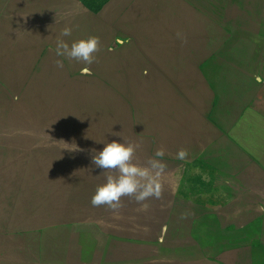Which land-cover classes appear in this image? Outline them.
I'll use <instances>...</instances> for the list:
<instances>
[{
	"label": "rangeland",
	"instance_id": "374dc122",
	"mask_svg": "<svg viewBox=\"0 0 264 264\" xmlns=\"http://www.w3.org/2000/svg\"><path fill=\"white\" fill-rule=\"evenodd\" d=\"M256 1L0 0V264H264V215H247L248 201L233 217L243 227L222 230L183 204L224 207L236 186L264 198L256 167L264 134L246 137L244 120L236 127L248 159L208 147L175 193L183 201L165 190L164 172L162 197L146 208L129 197L118 211L91 204L105 182L93 150L138 143L135 162L165 163L171 148L191 155L208 142L198 132L212 115L231 121L225 105L244 103L249 74L264 61ZM66 26L69 45L100 38L92 75L56 56ZM160 147L165 155L155 157ZM170 168L173 189L181 168Z\"/></svg>",
	"mask_w": 264,
	"mask_h": 264
},
{
	"label": "crops",
	"instance_id": "0c3cea01",
	"mask_svg": "<svg viewBox=\"0 0 264 264\" xmlns=\"http://www.w3.org/2000/svg\"><path fill=\"white\" fill-rule=\"evenodd\" d=\"M256 2L259 3L256 4L252 3V6L255 5L264 8V0H257ZM262 53H264V47H262ZM260 68H261L260 71L258 69L256 75L258 74L262 79H264V61H262ZM256 75L253 74V72L249 74V78H248L249 84H247L248 89L244 99V103L242 102V100H240L239 103L230 102L229 104L225 105V109L233 113V116L231 117V121L223 120L218 116L212 115L213 118L209 119L211 120L209 121V124L207 123L206 127L203 126L202 128L199 129L200 131L198 132V134H201L202 142L207 140L208 142L207 143L204 142L205 144L203 143L204 145L202 144L201 148L198 151H196V153L188 155V157L184 160H180L177 159L178 151L176 149L171 148L168 150V152L170 151H174V152L173 154L167 153L165 155V164L167 165L165 169V177H166L165 190L167 191V193L168 191L171 190L170 193L172 192L173 194L172 197L175 200L179 199L183 201L182 199L178 198V196H176L175 193L179 189H181L182 185H184V181H185L184 178L186 175L187 168L189 166H193L194 163H197L196 161H198L197 160L198 157H200L201 159L203 157V154H206L208 152L206 151L208 147L211 149L214 148L216 155H227L230 154L232 151L238 152L239 150L240 153L245 155L246 158L248 159V147H247L248 139L245 140L246 142L245 144H241V140L238 139L239 133L236 127L237 125L236 120L240 119L245 121V126H244L245 128L243 134H245L246 137H248V135L264 134V83H260V84L256 83V81L254 80V77ZM173 86H178V85L174 84ZM191 108L194 109L193 106H191ZM201 116L206 119V115L201 114ZM195 132L196 131H194V133ZM211 137L215 139L213 143L209 142L211 141ZM155 144L158 145V139H156L155 142L153 141L152 145ZM261 150L264 151V146H262ZM207 155H209V153H207ZM203 163H205V161H203ZM229 163L231 167L230 160ZM171 166H177L181 168V174L179 175V177H177L174 180L173 189L170 187L168 183V180L171 181L170 178H172L171 177L172 171L170 168ZM254 166H255L254 159L251 156V158L249 159V167H254ZM233 167H234L233 177H234V182L236 183V180H238V176L236 172L237 163H234ZM256 167L258 168V171L264 173V159L261 160V163H256ZM247 182H248V178H247ZM240 192L241 194L239 195L236 186V190L233 192V194L232 193L228 194L229 195L228 198L230 201L229 203L225 204L224 207L211 208L213 205L207 207L205 204L185 202V201H183V204H185L186 206L187 205H192L193 207L195 206L197 211L199 210L202 211V213L199 216H212L215 225L218 226V229L220 230L225 229L229 226L231 227L233 226L235 229H238L243 226L233 222L234 221L233 217L238 214L236 207L239 200L241 201L243 199L245 201H248L247 205L249 206L250 211L246 212L247 215H254V214L264 215V198L261 199L255 198L254 195L255 193H253L255 191H253V189L250 190L246 188ZM170 193L166 194V199H170ZM223 216L230 217L229 218L230 221L224 222L223 224L221 219ZM165 224L166 223H164V226ZM164 226L162 225L161 229ZM162 230H160V232ZM261 243H264V241H262Z\"/></svg>",
	"mask_w": 264,
	"mask_h": 264
},
{
	"label": "clouds",
	"instance_id": "9594fccd",
	"mask_svg": "<svg viewBox=\"0 0 264 264\" xmlns=\"http://www.w3.org/2000/svg\"><path fill=\"white\" fill-rule=\"evenodd\" d=\"M72 34V28L66 26L62 29L60 36L56 40L55 54L57 57H66L69 60H75L86 65L82 69V75H92L90 67L97 59L96 53L101 50V41L98 36H89L86 39L73 41L71 45L62 37H69ZM178 38L181 34L177 33ZM55 64L58 68H63V61L57 59ZM256 83H264L258 74L254 77ZM119 136V133H113ZM138 143L117 142L113 140L105 143L103 149L99 152L93 150L92 163L103 169L105 182L98 185L95 194L91 198V204L94 207L107 206L110 210L118 211L122 208L123 197L134 199L137 203L143 204L149 198L160 199L162 197V175L167 165L159 159L149 158L145 164L135 162ZM75 147L72 151H79ZM165 149L160 147L155 152V157H163ZM189 152L186 148H180L177 152V159L184 160Z\"/></svg>",
	"mask_w": 264,
	"mask_h": 264
}]
</instances>
